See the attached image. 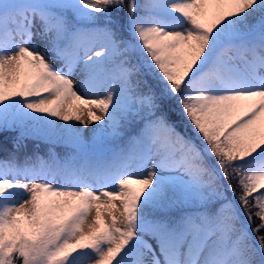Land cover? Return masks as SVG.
I'll return each mask as SVG.
<instances>
[{"label": "snow or ice", "instance_id": "6c2138e0", "mask_svg": "<svg viewBox=\"0 0 264 264\" xmlns=\"http://www.w3.org/2000/svg\"><path fill=\"white\" fill-rule=\"evenodd\" d=\"M0 150V264H264V0H0Z\"/></svg>", "mask_w": 264, "mask_h": 264}, {"label": "trees", "instance_id": "16d2710c", "mask_svg": "<svg viewBox=\"0 0 264 264\" xmlns=\"http://www.w3.org/2000/svg\"><path fill=\"white\" fill-rule=\"evenodd\" d=\"M7 148L10 150L11 149V143L9 142L8 145H7ZM35 150V147L34 145L29 142L28 144V148L25 149L21 154H20V157L21 159H23V156L25 154H28V155H31V153ZM57 151H61L60 149H57ZM39 153L40 155H45L46 156V153H47V147L43 144L40 145V148H39ZM6 155V152L5 151H2L0 150V158H3L4 156ZM255 223H259V221H255Z\"/></svg>", "mask_w": 264, "mask_h": 264}, {"label": "rangeland", "instance_id": "374dc122", "mask_svg": "<svg viewBox=\"0 0 264 264\" xmlns=\"http://www.w3.org/2000/svg\"><path fill=\"white\" fill-rule=\"evenodd\" d=\"M85 118H86V114H85Z\"/></svg>", "mask_w": 264, "mask_h": 264}]
</instances>
